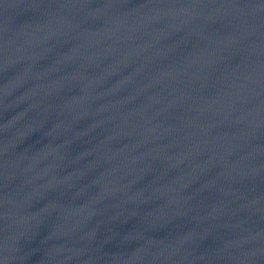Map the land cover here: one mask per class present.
Returning a JSON list of instances; mask_svg holds the SVG:
<instances>
[{"label":"water","instance_id":"1","mask_svg":"<svg viewBox=\"0 0 264 264\" xmlns=\"http://www.w3.org/2000/svg\"><path fill=\"white\" fill-rule=\"evenodd\" d=\"M0 264H264V0H0Z\"/></svg>","mask_w":264,"mask_h":264}]
</instances>
